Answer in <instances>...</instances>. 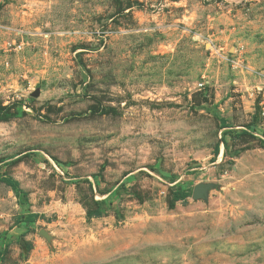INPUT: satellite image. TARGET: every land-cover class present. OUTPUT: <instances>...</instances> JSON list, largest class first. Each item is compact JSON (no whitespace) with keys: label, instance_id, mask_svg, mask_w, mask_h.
<instances>
[{"label":"rangeland","instance_id":"rangeland-1","mask_svg":"<svg viewBox=\"0 0 264 264\" xmlns=\"http://www.w3.org/2000/svg\"><path fill=\"white\" fill-rule=\"evenodd\" d=\"M0 114V264H264V0H0Z\"/></svg>","mask_w":264,"mask_h":264},{"label":"water","instance_id":"water-1","mask_svg":"<svg viewBox=\"0 0 264 264\" xmlns=\"http://www.w3.org/2000/svg\"><path fill=\"white\" fill-rule=\"evenodd\" d=\"M38 94H39V90H36V91L33 92L34 96H37ZM201 191H202V185H197L194 188L193 196L194 197H198L199 195H201Z\"/></svg>","mask_w":264,"mask_h":264},{"label":"trees","instance_id":"trees-1","mask_svg":"<svg viewBox=\"0 0 264 264\" xmlns=\"http://www.w3.org/2000/svg\"><path fill=\"white\" fill-rule=\"evenodd\" d=\"M3 117V115L0 114V119ZM223 127H227V125H223ZM6 182L12 186L13 188H16L18 186V182L15 181L14 179L11 178H7ZM100 213V212H99ZM29 221H31V219H29Z\"/></svg>","mask_w":264,"mask_h":264}]
</instances>
